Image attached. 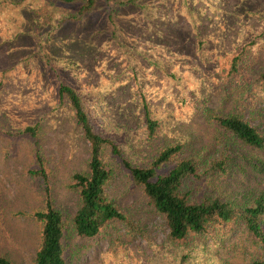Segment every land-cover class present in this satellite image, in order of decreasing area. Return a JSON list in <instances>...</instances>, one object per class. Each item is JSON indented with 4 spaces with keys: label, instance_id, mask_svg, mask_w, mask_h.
<instances>
[{
    "label": "rangeland",
    "instance_id": "obj_1",
    "mask_svg": "<svg viewBox=\"0 0 264 264\" xmlns=\"http://www.w3.org/2000/svg\"><path fill=\"white\" fill-rule=\"evenodd\" d=\"M184 1L204 8L193 27L181 15L171 20L168 0H98L77 19L67 18L76 3L0 0V255L12 264L33 262L40 236L33 213L44 208L45 185L67 221L65 264H251L264 256L237 219L217 233L167 243L163 220L107 147L105 193L135 230L112 221L84 238L71 228L79 206L72 175L87 172L88 143L57 94L60 83L75 89L94 130L131 166L146 167L176 143L200 170L224 158L223 173L188 184L191 198L210 192L241 207L264 190V147L244 146L207 118L235 114L264 135V83L255 79L264 67V0ZM42 4L48 23L35 15ZM250 41L254 59L227 77L225 58ZM145 112L160 124L153 136ZM35 153L46 182L29 173Z\"/></svg>",
    "mask_w": 264,
    "mask_h": 264
},
{
    "label": "trees",
    "instance_id": "obj_2",
    "mask_svg": "<svg viewBox=\"0 0 264 264\" xmlns=\"http://www.w3.org/2000/svg\"><path fill=\"white\" fill-rule=\"evenodd\" d=\"M51 1L78 4L75 13L68 14L69 19H77L89 13L98 3V0ZM168 1L172 3L171 20L173 22L181 15L190 27H193L202 17L204 8L192 9L188 7L189 4H185L184 0L183 2L181 0ZM49 14L46 4H42L35 10L36 18L43 23L50 21ZM161 18L160 25L163 22ZM253 45V41L246 42L238 52L225 58L224 74L227 77L234 76L239 69L254 59L255 47ZM175 46L178 45L175 44ZM255 73V79L264 83V67ZM57 94L59 98L67 101L73 122L88 143L87 172H77L72 175L73 188L77 191L79 198V206L70 220L75 235L93 238L107 223L112 221L122 223L131 232L135 230L129 217L105 193V186L111 177V171L103 163L101 153L104 147H107L112 156L120 158L121 165L127 170L132 182L142 187L147 203L163 220L167 231L165 239L167 243L175 244L189 237L217 233L237 219L243 223L246 231L257 243L264 245V222L261 219L264 213V190L259 192L249 205L241 207H235L224 198L210 192L197 199L190 197L188 184L201 182L223 173L224 158L213 159L207 167L200 170L198 160L193 156L182 157V145L176 143L160 149L146 167L131 166L120 157L119 148L111 139L94 130L73 87L60 83L57 86ZM207 118L244 146L254 149L264 147V135L239 116L231 113L220 115L210 112ZM144 121L147 135L153 136L160 124L150 118L147 112H145ZM35 162L37 168L29 170V173L46 182L42 158L38 153H35ZM44 190V208L33 213V217L40 223V236L32 264H65L61 240L67 221L59 211L52 207L46 185ZM186 258L187 254H183L182 260ZM0 264L12 263L0 255ZM251 264H264V256L254 259Z\"/></svg>",
    "mask_w": 264,
    "mask_h": 264
}]
</instances>
